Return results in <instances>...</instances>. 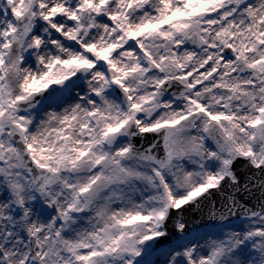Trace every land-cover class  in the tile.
I'll return each instance as SVG.
<instances>
[{
	"label": "snow or ice",
	"instance_id": "6c2138e0",
	"mask_svg": "<svg viewBox=\"0 0 264 264\" xmlns=\"http://www.w3.org/2000/svg\"><path fill=\"white\" fill-rule=\"evenodd\" d=\"M0 264H264V0H0Z\"/></svg>",
	"mask_w": 264,
	"mask_h": 264
}]
</instances>
